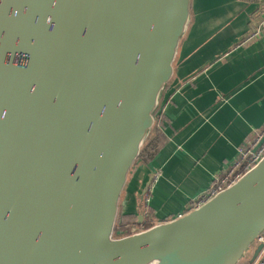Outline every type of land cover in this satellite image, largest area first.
I'll list each match as a JSON object with an SVG mask.
<instances>
[{"label":"water","instance_id":"95a60500","mask_svg":"<svg viewBox=\"0 0 264 264\" xmlns=\"http://www.w3.org/2000/svg\"><path fill=\"white\" fill-rule=\"evenodd\" d=\"M190 2L0 0V264H238L264 232L263 157L200 208L114 237Z\"/></svg>","mask_w":264,"mask_h":264},{"label":"crops","instance_id":"0c3cea01","mask_svg":"<svg viewBox=\"0 0 264 264\" xmlns=\"http://www.w3.org/2000/svg\"><path fill=\"white\" fill-rule=\"evenodd\" d=\"M261 9L264 0H191L173 73L158 99L166 143L149 164L130 171L121 213L138 218L146 208L156 224L184 215L238 148L264 129ZM260 24L262 32L247 40ZM155 174L145 206L141 196ZM254 249L238 264H249Z\"/></svg>","mask_w":264,"mask_h":264},{"label":"built area","instance_id":"2783aa9c","mask_svg":"<svg viewBox=\"0 0 264 264\" xmlns=\"http://www.w3.org/2000/svg\"><path fill=\"white\" fill-rule=\"evenodd\" d=\"M262 24L257 27L253 32L247 36V40H250L262 32ZM264 137V129L255 132L250 138H248L237 150V156L231 166L227 170L221 171L214 175L210 186L203 191L199 196L193 199L187 206L186 213L192 210H196L204 205L206 202L214 198L218 193L234 185L245 173L250 171L255 165H257L264 157V140L259 145L261 139ZM157 174L152 178L151 185L156 181ZM150 187L145 191L143 196V203H146L149 199ZM142 222L141 224H135L130 226H124L119 231V235L128 236L134 233L147 230V225L150 227L156 225L151 219L146 208L142 210ZM181 217V215L179 216ZM149 227V228H150ZM255 245H262V248L258 252L256 258L249 264H264V232L258 236L255 240Z\"/></svg>","mask_w":264,"mask_h":264},{"label":"trees","instance_id":"16d2710c","mask_svg":"<svg viewBox=\"0 0 264 264\" xmlns=\"http://www.w3.org/2000/svg\"><path fill=\"white\" fill-rule=\"evenodd\" d=\"M242 1L252 3V2H259L261 0H242ZM167 85L168 83L164 86V88H166ZM159 107L160 106H157L153 112V118H154L153 126L150 129L149 134L145 138L141 146L140 153L136 161L134 162L131 170H133V168H136L137 166L149 164L154 158V156L163 148V146L166 143V138L162 132L163 122L165 121V118L162 115L161 111H159L160 110ZM136 222H137V217L135 215L123 214L118 208V215L114 227V237L115 238L124 237V235H119V231L123 229L124 226L135 225ZM149 227L150 226L147 225L145 228H149ZM255 246H256L255 243H253V245H251L250 248L252 247L255 248Z\"/></svg>","mask_w":264,"mask_h":264},{"label":"bare ground","instance_id":"6f19581e","mask_svg":"<svg viewBox=\"0 0 264 264\" xmlns=\"http://www.w3.org/2000/svg\"><path fill=\"white\" fill-rule=\"evenodd\" d=\"M148 264H160V261L159 260H155V261H153L151 263H148Z\"/></svg>","mask_w":264,"mask_h":264}]
</instances>
